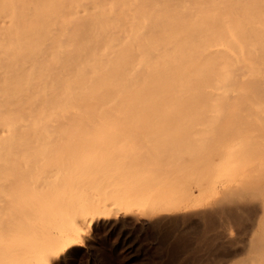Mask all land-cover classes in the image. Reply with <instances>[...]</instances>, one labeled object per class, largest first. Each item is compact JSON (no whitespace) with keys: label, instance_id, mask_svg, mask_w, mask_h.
Segmentation results:
<instances>
[{"label":"bare ground","instance_id":"obj_1","mask_svg":"<svg viewBox=\"0 0 264 264\" xmlns=\"http://www.w3.org/2000/svg\"><path fill=\"white\" fill-rule=\"evenodd\" d=\"M262 114L264 0H0V264H52L97 221L201 210L113 195L107 158L72 147Z\"/></svg>","mask_w":264,"mask_h":264},{"label":"rangeland","instance_id":"obj_2","mask_svg":"<svg viewBox=\"0 0 264 264\" xmlns=\"http://www.w3.org/2000/svg\"><path fill=\"white\" fill-rule=\"evenodd\" d=\"M234 122L107 132L122 137L72 147L107 158L105 168L114 172L102 185L113 195L145 201L162 196L201 210L153 220L97 221L85 227L79 245L52 264H264V255L251 253L252 242L264 241V114ZM236 203H250L251 212L240 215ZM223 205L238 217L221 213Z\"/></svg>","mask_w":264,"mask_h":264}]
</instances>
